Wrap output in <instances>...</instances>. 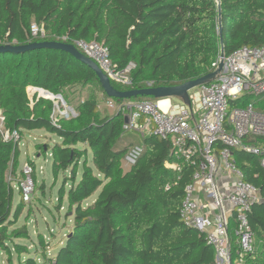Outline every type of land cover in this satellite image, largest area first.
Wrapping results in <instances>:
<instances>
[{"label": "trees", "instance_id": "1", "mask_svg": "<svg viewBox=\"0 0 264 264\" xmlns=\"http://www.w3.org/2000/svg\"><path fill=\"white\" fill-rule=\"evenodd\" d=\"M221 6L222 35L217 0H0V45L97 41L109 48L118 68L135 64L132 84L113 82L116 89L175 86L211 73L222 51L221 38L226 55L243 46L264 45V0H221ZM33 25L39 29L36 35ZM89 85L98 87L110 99L95 71L67 51L38 48L0 52L3 130L17 131L21 139L25 132L38 129L58 136L61 143L46 147L53 156V174L57 178L61 171L72 170L60 188L57 206L59 211L64 207L65 186L68 179L72 180L66 213L73 216L72 228L48 262L216 264V250L207 242L206 233L186 225L181 216L185 188L192 182L197 164L177 158L170 139L139 137L136 143L141 144V152L126 171L124 159L136 144L123 143L130 134L123 131L121 113H102L100 99L92 93L78 103L76 116L67 118L55 114L54 99L38 93L31 99L28 93L30 87L42 88L67 100L76 89ZM250 97L244 95L239 104L245 106ZM255 107L264 111V96L255 101ZM21 139L5 140L0 132V254L5 253L10 263L14 253L19 257L29 253L26 245L14 241L30 238L28 225L17 227L26 205L31 204L22 198L15 203L16 185L24 177L19 169ZM245 142L264 147L262 137H249ZM81 144L84 148L79 147ZM36 147L44 149L41 143ZM89 150L93 155L91 165ZM230 153L244 180L258 187L262 197L249 215L257 249L244 264H264L261 157L234 147ZM27 162L35 168L33 161ZM167 163H178L179 168ZM80 165L82 175L77 182ZM33 179L36 186L34 174ZM41 189L44 193V182ZM98 191L95 200L86 203ZM231 221L234 262L238 245L236 224L233 218ZM38 238L45 247L43 235ZM22 263L37 264L31 257Z\"/></svg>", "mask_w": 264, "mask_h": 264}, {"label": "built area", "instance_id": "2", "mask_svg": "<svg viewBox=\"0 0 264 264\" xmlns=\"http://www.w3.org/2000/svg\"><path fill=\"white\" fill-rule=\"evenodd\" d=\"M32 30L35 35L39 31L36 25ZM75 46L96 62L112 82L132 84L134 63L118 68L104 43L79 40ZM212 67L210 79L183 94L181 102H173L172 97L157 101L122 99L121 102L110 98L108 106L122 114L126 135L170 139L177 158L197 164L192 182L185 188L181 216L186 225L206 233L207 242L216 250V264H244L246 257L257 249L249 215L262 197L258 187L244 180L242 170L231 160L230 149L259 155L264 168V147L245 142L249 137L264 138V111L258 110L255 103L239 104L244 95L264 96V45L243 46L225 54L223 59L220 54ZM64 114L62 111L59 115L70 117ZM0 119L3 121L4 117L0 115ZM0 132L5 140L21 139L17 131L9 133L0 129ZM136 150L139 151L137 159L141 148ZM167 166L179 168L178 163H167ZM22 171L24 177L16 188L23 201L29 203L36 189L35 168L26 162ZM232 218L238 245L234 262L229 233Z\"/></svg>", "mask_w": 264, "mask_h": 264}, {"label": "rangeland", "instance_id": "3", "mask_svg": "<svg viewBox=\"0 0 264 264\" xmlns=\"http://www.w3.org/2000/svg\"><path fill=\"white\" fill-rule=\"evenodd\" d=\"M112 82V81H111ZM113 83V82H112ZM113 85V84H112ZM31 88V87H30ZM28 89V93L30 98L32 99L36 93L32 89ZM92 93L98 95L100 99V109L102 113H115L116 110L110 108L108 106L109 98L106 97L98 87L89 85L82 89H76V92L71 95V99H56L58 101V106L56 107V115L61 114L62 111H65L64 115L69 116H76V107L78 103L82 100H85L88 96ZM39 94V93H38ZM143 100H152L157 101L163 99V97H142ZM258 97L251 96L247 99L248 103H255ZM114 102V99H112ZM139 100V99H136ZM173 102H181L183 98L181 96H173ZM1 115V113H0ZM4 120L0 119V129H3ZM2 126V127H1ZM133 142L136 145L130 151L124 159V169L128 171L132 164H134L133 159H136V155L139 152L136 148L140 147L141 144L136 142L139 141V136L135 133H130V135L125 136L123 143ZM43 144L44 149L46 150L47 145L53 147L54 144L61 143V140L58 136L49 134L43 129H38L34 131H28L23 134L20 146V158H19V169L21 170L23 165L27 162V160H31L35 163V178H36V186L35 193L31 195V204H27L26 208L24 209L18 223V226H23L24 224L28 225L30 231V238L23 239V238H15L14 241L26 245L29 249V253H23L20 257L17 253H14L12 263L8 261V257L5 253L0 254V264H24L26 259L29 257L36 260L37 264H50L48 261L50 258H54L60 249V247L66 241L67 231L72 228L73 216L70 212L66 216L67 213V192L71 185L72 180L68 179L67 184L65 186L66 194L63 199V206L59 211L57 206L59 204V191L62 185L66 181V177L71 176L72 170L69 169L68 171L64 172L61 171L57 178H55L53 174V156L51 151L47 150L43 154L44 149H37V144ZM85 145L81 144L79 147L84 148ZM136 150L135 152H133ZM39 152V155H37ZM92 152L91 150L88 151V161L89 164H92ZM82 175V165L79 167L78 175H77V182L80 180ZM45 183V192H42L41 184ZM17 186V185H16ZM18 190V189H17ZM16 190V197L15 203L17 204L20 199L21 195ZM99 191L95 193L90 199L86 201V203H91L97 197ZM43 235L45 247L40 244L39 235ZM46 252V254H45Z\"/></svg>", "mask_w": 264, "mask_h": 264}, {"label": "water", "instance_id": "4", "mask_svg": "<svg viewBox=\"0 0 264 264\" xmlns=\"http://www.w3.org/2000/svg\"><path fill=\"white\" fill-rule=\"evenodd\" d=\"M218 3V12H219V32L222 35L223 32V24H222V6H221V0H217ZM222 41V51H221V58L223 59L225 57V48L223 45V39ZM38 48H53V49H59L64 50L69 53H71L75 58L79 59L83 63L87 64L91 69L95 71L97 76L99 77L102 87L105 91V93L110 98L115 99H131L134 97H173V96H182L183 94H188V91L190 89L195 88L196 86L200 85L201 83H204L210 79L212 76V73H209L208 75H205L201 78L187 81L180 85L175 86H148L146 88L142 89H129V90H118L116 89L108 77L102 69L99 67V65L91 60L89 57H87L83 52H81L74 44L68 43V42H61V41H40V42H33L26 45H10V44H1L0 45V52H25L33 49ZM222 65V62H221ZM35 93L38 92V96L50 98V99H63L61 94L55 95L51 93L48 90L42 89V88H35ZM55 105H58V101L55 102ZM40 156V155H39ZM55 264V263H54Z\"/></svg>", "mask_w": 264, "mask_h": 264}, {"label": "crops", "instance_id": "5", "mask_svg": "<svg viewBox=\"0 0 264 264\" xmlns=\"http://www.w3.org/2000/svg\"><path fill=\"white\" fill-rule=\"evenodd\" d=\"M30 89H32L33 91H35L34 87H31ZM38 156H39V154H38Z\"/></svg>", "mask_w": 264, "mask_h": 264}, {"label": "bare ground", "instance_id": "6", "mask_svg": "<svg viewBox=\"0 0 264 264\" xmlns=\"http://www.w3.org/2000/svg\"><path fill=\"white\" fill-rule=\"evenodd\" d=\"M19 172V171H18Z\"/></svg>", "mask_w": 264, "mask_h": 264}]
</instances>
